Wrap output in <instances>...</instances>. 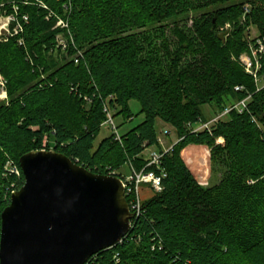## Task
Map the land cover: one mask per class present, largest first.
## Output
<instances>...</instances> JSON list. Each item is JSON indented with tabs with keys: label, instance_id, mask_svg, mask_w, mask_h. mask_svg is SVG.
I'll return each instance as SVG.
<instances>
[{
	"label": "trees",
	"instance_id": "obj_1",
	"mask_svg": "<svg viewBox=\"0 0 264 264\" xmlns=\"http://www.w3.org/2000/svg\"><path fill=\"white\" fill-rule=\"evenodd\" d=\"M43 1L57 15L69 3L71 61H52L50 49L63 32L56 19L20 7L28 15L23 44L18 37L0 43L8 94L0 103V214L9 202L3 188L15 180L3 177L5 163L18 166L44 138L47 150L52 143L91 173L119 175L130 163L143 168L146 148L161 151L154 129L160 120L178 137L162 159V192L142 204L143 215L121 243L85 264H264V88L256 91L234 60L249 26L264 36V0ZM227 23L232 29L223 40L219 29ZM77 50L82 59L75 64ZM260 63L264 73V55ZM248 95L242 114L231 112L210 133H191L206 121L200 107L222 111ZM108 97L114 118L131 120L128 103L135 100L144 120L120 143L109 135L95 145ZM190 146L209 150L211 172L221 173L215 184H199L183 158ZM22 184L21 176L16 188Z\"/></svg>",
	"mask_w": 264,
	"mask_h": 264
},
{
	"label": "water",
	"instance_id": "obj_2",
	"mask_svg": "<svg viewBox=\"0 0 264 264\" xmlns=\"http://www.w3.org/2000/svg\"><path fill=\"white\" fill-rule=\"evenodd\" d=\"M18 166L23 184L0 214V264H85L129 234L118 177L55 151L23 154Z\"/></svg>",
	"mask_w": 264,
	"mask_h": 264
},
{
	"label": "built area",
	"instance_id": "obj_3",
	"mask_svg": "<svg viewBox=\"0 0 264 264\" xmlns=\"http://www.w3.org/2000/svg\"><path fill=\"white\" fill-rule=\"evenodd\" d=\"M21 3L24 5L34 6L40 9L45 10L47 13L49 12V16H52L56 19L57 26L63 32L61 36L57 35L55 38V47L60 48L62 52L68 54L71 45H74L73 38L70 35L69 30V3H65L63 7L62 15H57L56 13L52 12L48 9V5L45 2L40 0H15L13 2L14 12L8 14L7 17L8 21L4 22L2 26H0V34L6 33L7 40L12 39L14 37L17 38V44H23V38L20 35L23 33L24 26L28 24V15L25 13L17 12L21 6ZM3 4L0 5V8ZM248 8H244L245 13L248 12ZM1 11V10H0ZM2 17V16H0ZM264 55V36H258L252 44L249 46V55L241 57L239 59L240 66L244 69L245 73L250 75L254 81L256 91L259 89L264 88V73L261 72V57ZM72 59L75 64H78L79 61L82 59L81 51L77 50L76 53L72 56ZM1 89L4 87V84L0 82ZM3 91V90H2ZM235 91H242V87H236ZM2 99L6 98V93L3 92ZM80 98L83 99L86 105L91 103V100L86 95H79ZM113 100L112 97H108L103 101L102 104V112L104 115V120L101 126H105L110 130V135L113 137L114 141L121 142V135L118 133V129L114 122V113L115 111L112 109L111 105L109 104L110 101ZM250 100V96L248 95L245 99L230 104L226 106L222 111H219L215 114L208 121H201L199 120L197 126L191 129V133L196 134L201 131H208L210 133L211 128L217 124L219 121L224 120L231 112H236L237 114H242L246 110L247 103ZM219 140L217 141V143ZM48 141L44 138L42 149L40 151H53L52 148L48 147ZM147 149V148H146ZM146 149L143 151H146ZM172 146L168 149H164L163 151H149L147 157L145 156L143 159L145 160L146 164L140 170H136L134 166L130 163L127 164L129 167L130 173L129 175H123L118 173H110L108 175L116 176L119 178L123 190H124V198L127 202L128 209H129V217H130V231L133 227V222L139 216H142L144 210L142 208V203L140 200L139 189L141 186H148L150 190L154 194L161 193L163 190L162 182L166 178V173L162 168V159L165 153L170 152ZM4 177H13L14 182H12L11 189L7 192V198L10 200L11 194L16 192L19 188H16L19 179L22 176L21 170L19 166L15 165L14 162L8 160L6 162L4 168ZM126 238V237H125ZM124 238V239H125ZM123 239V240H124ZM122 240V241H123ZM121 241V242H122ZM120 242V243H121Z\"/></svg>",
	"mask_w": 264,
	"mask_h": 264
},
{
	"label": "rangeland",
	"instance_id": "obj_4",
	"mask_svg": "<svg viewBox=\"0 0 264 264\" xmlns=\"http://www.w3.org/2000/svg\"><path fill=\"white\" fill-rule=\"evenodd\" d=\"M15 0H5L3 2H0V5L3 4V6L0 8V26L8 21L7 17L9 13L14 12L13 2ZM44 2L43 0H40ZM58 0H56L57 2ZM22 1H20L21 3ZM22 7H28V5H24L21 3L19 5ZM245 8H249L250 6H245ZM40 9V8H39ZM48 9H50L48 7ZM43 10V9H42ZM45 11V10H44ZM61 11L63 12V7H61ZM17 12L23 13L22 9H19ZM52 12L56 13L55 11L52 10ZM49 14V12H48ZM244 20V18H241V21ZM7 23V22H6ZM27 25V24H26ZM25 25V26H26ZM231 25L229 23L225 24L219 29V36H221V39L226 40L227 36L231 30ZM62 34H59L61 36ZM245 41H246V47L242 49V51L238 54V57H235L234 60L239 62V59L241 57L249 55V46L252 44V42L259 36V32L254 26H249L247 30L243 34ZM7 34L6 33H1L0 34V43L5 44L10 42V39L7 40ZM51 53H53L51 56L52 61L55 62L57 65H61L65 62L71 61V58L64 52L61 51L60 48L55 47V41H54V48L50 49ZM66 57V58H65ZM0 82L4 84V87L1 89L0 85V103H6L8 102V94H7V82L2 75L0 71ZM3 90V91H2ZM3 92L6 93V98L2 99L3 97ZM129 110L132 114V119L124 122L121 117L115 118L114 122L115 125L118 126V133L119 135H124L126 132L129 130L135 128L137 125H139L143 120L144 116L140 113V106L139 103L135 100H131L128 103ZM202 115L206 118V121L210 120L212 117L215 116L219 111L216 108L214 104L211 105H204L200 107ZM154 129L156 132L157 136V142L161 148V151L164 149H168L169 147L173 146L175 143L178 141V137L176 136V133L174 129L167 125L162 123L160 120H156L154 124ZM110 135V130L105 127L101 126L100 132L98 137L95 140V145H97L104 137H107ZM52 148V143H50ZM149 151H159L157 147H150L147 148L146 151L144 152V157H147V154ZM183 158L188 161L189 168L192 170V173L196 176L199 184L203 187H209L213 184H215L221 177V173L217 172L213 174L211 172L210 168V163H209V150L204 149V147H195V146H190L186 150L183 151ZM6 165V163H5ZM2 173L4 174V168ZM120 173L123 175H129L130 170L127 165H125L121 170ZM2 174V175H3ZM4 177V175H3ZM11 185L5 186L4 189V196H3V201H7V192H9V189H11ZM139 195H140V200L141 203H145L149 199H151L155 194L150 190L148 186H141L139 189ZM9 203V202H8ZM8 205V204H7ZM6 205V206H7Z\"/></svg>",
	"mask_w": 264,
	"mask_h": 264
},
{
	"label": "crops",
	"instance_id": "obj_5",
	"mask_svg": "<svg viewBox=\"0 0 264 264\" xmlns=\"http://www.w3.org/2000/svg\"><path fill=\"white\" fill-rule=\"evenodd\" d=\"M218 143L222 144L223 143V140L222 139H219V142Z\"/></svg>",
	"mask_w": 264,
	"mask_h": 264
}]
</instances>
